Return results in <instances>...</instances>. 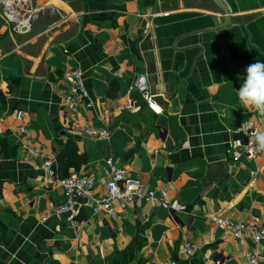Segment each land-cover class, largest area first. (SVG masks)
Wrapping results in <instances>:
<instances>
[{
	"label": "crops",
	"instance_id": "obj_1",
	"mask_svg": "<svg viewBox=\"0 0 264 264\" xmlns=\"http://www.w3.org/2000/svg\"><path fill=\"white\" fill-rule=\"evenodd\" d=\"M224 1L231 24L212 28L224 22L212 0H0V264H249L214 218L264 224V151H244L264 117L237 95L247 66L264 62V0ZM72 68L90 108L63 105ZM47 158L60 177H97L94 198L110 160L186 207L142 199L94 212L81 197L75 218L58 216L64 193L47 182Z\"/></svg>",
	"mask_w": 264,
	"mask_h": 264
},
{
	"label": "built area",
	"instance_id": "obj_2",
	"mask_svg": "<svg viewBox=\"0 0 264 264\" xmlns=\"http://www.w3.org/2000/svg\"><path fill=\"white\" fill-rule=\"evenodd\" d=\"M64 77L71 84V91L66 93L63 98V105L66 109L75 111L79 106L85 105L90 108L93 106V102L90 100V93L87 86L84 83L82 72L78 68L68 69L64 72ZM140 91L144 95L146 102L155 110L160 112L161 108L157 105V102L152 97L147 86H139ZM136 104V100L131 99L129 103L122 106V109L132 108ZM23 116V110L19 109L17 112L18 119ZM26 128H22V131H26ZM258 129H250L248 131V142L245 145L244 151L249 157H255L262 151L258 150L257 142L255 140V133ZM3 133L2 125L0 124V134ZM85 133L95 136L99 139H106L109 136L108 129H98L88 127L85 128ZM234 145L238 146L236 141ZM32 153L37 156L38 152L33 150ZM109 166L106 169L109 179L105 181L106 193L103 198H94V187L97 183V177L87 174L72 172L66 177H60L57 175L54 168L55 162L53 159H45L41 163V168L44 170L47 176V182L51 184H58L64 193L63 200L57 204L54 208V213L58 216L64 215L72 219L80 211L81 197H87L94 200L93 211H107L113 213V204L118 202L125 206L128 202L135 200H160L161 205L170 207L173 209H184L186 206L182 204H170L166 196L168 190L161 188L159 190L149 189L143 185V183L136 177L129 176L126 170L122 167L115 166L110 160ZM214 221L225 230L232 233L233 237L238 241L244 252L246 253L249 264H261L263 261V252L261 244L264 242V224L261 223V219L257 215H251L250 220L234 222L228 218L218 216L214 218ZM250 239L251 246L247 247V240ZM186 252L189 255L194 254L197 251V246L191 241L186 240L184 243ZM220 263V262H219ZM172 264H176L172 262Z\"/></svg>",
	"mask_w": 264,
	"mask_h": 264
},
{
	"label": "clouds",
	"instance_id": "obj_3",
	"mask_svg": "<svg viewBox=\"0 0 264 264\" xmlns=\"http://www.w3.org/2000/svg\"><path fill=\"white\" fill-rule=\"evenodd\" d=\"M246 78L237 89L239 103L246 108H254L264 117V62L256 61L246 68ZM258 150L264 151V132L255 134Z\"/></svg>",
	"mask_w": 264,
	"mask_h": 264
},
{
	"label": "water",
	"instance_id": "obj_4",
	"mask_svg": "<svg viewBox=\"0 0 264 264\" xmlns=\"http://www.w3.org/2000/svg\"><path fill=\"white\" fill-rule=\"evenodd\" d=\"M212 1L215 3V5L221 10V12L224 15V22L212 28H220V27H225L227 25H230L232 16H231L229 6L225 3L224 0H212ZM7 9L14 14L17 13V10L13 8L12 6H7Z\"/></svg>",
	"mask_w": 264,
	"mask_h": 264
},
{
	"label": "trees",
	"instance_id": "obj_5",
	"mask_svg": "<svg viewBox=\"0 0 264 264\" xmlns=\"http://www.w3.org/2000/svg\"><path fill=\"white\" fill-rule=\"evenodd\" d=\"M64 154H66V151H63L61 153V156H63ZM62 158H64V157H62ZM80 158L84 161L85 160V155H81Z\"/></svg>",
	"mask_w": 264,
	"mask_h": 264
}]
</instances>
